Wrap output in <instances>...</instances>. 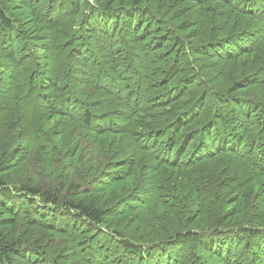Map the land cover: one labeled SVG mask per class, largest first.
Instances as JSON below:
<instances>
[{"label":"trees","instance_id":"obj_1","mask_svg":"<svg viewBox=\"0 0 264 264\" xmlns=\"http://www.w3.org/2000/svg\"><path fill=\"white\" fill-rule=\"evenodd\" d=\"M0 264H264V0H0Z\"/></svg>","mask_w":264,"mask_h":264},{"label":"rangeland","instance_id":"obj_2","mask_svg":"<svg viewBox=\"0 0 264 264\" xmlns=\"http://www.w3.org/2000/svg\"><path fill=\"white\" fill-rule=\"evenodd\" d=\"M243 58H244V56H243ZM222 64V63H221ZM17 171H19V172H25V170H27V168L26 167H23V166H19L17 169H16ZM24 170V171H23ZM28 172V171H27ZM93 196H94V194L91 196L92 198H93ZM98 198L100 197V194L97 196ZM239 219H242L241 217H239Z\"/></svg>","mask_w":264,"mask_h":264}]
</instances>
